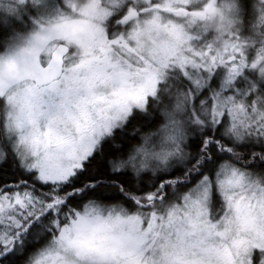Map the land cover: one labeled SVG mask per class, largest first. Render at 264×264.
Instances as JSON below:
<instances>
[{
  "label": "snow or ice",
  "instance_id": "snow-or-ice-1",
  "mask_svg": "<svg viewBox=\"0 0 264 264\" xmlns=\"http://www.w3.org/2000/svg\"><path fill=\"white\" fill-rule=\"evenodd\" d=\"M0 264H264V0H0Z\"/></svg>",
  "mask_w": 264,
  "mask_h": 264
}]
</instances>
